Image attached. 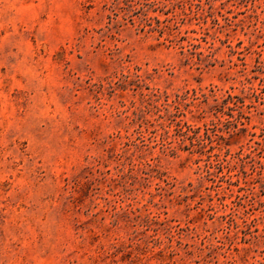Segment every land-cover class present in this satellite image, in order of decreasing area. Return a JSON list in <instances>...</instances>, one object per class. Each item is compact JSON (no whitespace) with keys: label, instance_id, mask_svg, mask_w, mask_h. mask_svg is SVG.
<instances>
[{"label":"rangeland","instance_id":"374dc122","mask_svg":"<svg viewBox=\"0 0 264 264\" xmlns=\"http://www.w3.org/2000/svg\"><path fill=\"white\" fill-rule=\"evenodd\" d=\"M0 264H264V0H0Z\"/></svg>","mask_w":264,"mask_h":264}]
</instances>
